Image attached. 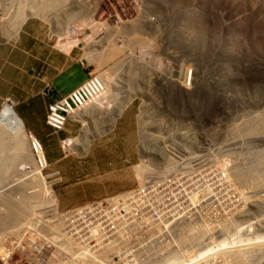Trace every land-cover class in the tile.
<instances>
[{"label":"rangeland","instance_id":"obj_1","mask_svg":"<svg viewBox=\"0 0 264 264\" xmlns=\"http://www.w3.org/2000/svg\"><path fill=\"white\" fill-rule=\"evenodd\" d=\"M52 1L0 0V47L20 2L74 30L106 87L52 161L27 140L5 165L0 264H264V0Z\"/></svg>","mask_w":264,"mask_h":264},{"label":"crops","instance_id":"obj_2","mask_svg":"<svg viewBox=\"0 0 264 264\" xmlns=\"http://www.w3.org/2000/svg\"><path fill=\"white\" fill-rule=\"evenodd\" d=\"M78 41L74 30L64 33L62 23L55 25L39 17H29L12 41L0 47V86L8 90L0 100L3 97L14 98L17 103L40 100L26 114H17L27 130L43 143L50 160L55 158L49 153L54 140L45 123L48 102L45 92L50 87L53 94L55 84L61 86L63 79L80 78L78 68L84 69L79 64ZM3 68L7 70L2 71Z\"/></svg>","mask_w":264,"mask_h":264},{"label":"bare ground","instance_id":"obj_3","mask_svg":"<svg viewBox=\"0 0 264 264\" xmlns=\"http://www.w3.org/2000/svg\"><path fill=\"white\" fill-rule=\"evenodd\" d=\"M52 2H55V1L53 0ZM31 10L33 14L35 15L40 14L41 12L39 9L38 10L31 9ZM28 12H29L28 10H23V8H21L20 2L18 4H15V6H12V8L10 9L8 8L5 11V15L9 16L11 19V20L9 19L10 21L8 22L9 23L8 25H10L9 28L11 29L12 26H14V28H17L18 25L23 24ZM91 103L85 106L83 110H85V108L88 107ZM16 104H17V101L14 98H9L0 107V178L7 175L8 170H5V165H7L9 169V167H14L16 162L19 159H22L25 162V152L23 151V148L25 146V143H27V140L28 142L30 141V143H27V144H29L30 151L34 154L36 165L41 168L44 165V163L46 164L43 151L42 149L39 148L37 140L34 138V136L31 133L27 132L22 119L16 113V110L14 108ZM67 141L66 143L68 144L70 140H67ZM64 144H65V141H64ZM17 209H14L13 211L15 210L20 211L19 209L18 210ZM16 216H19V215H16Z\"/></svg>","mask_w":264,"mask_h":264},{"label":"built area","instance_id":"obj_4","mask_svg":"<svg viewBox=\"0 0 264 264\" xmlns=\"http://www.w3.org/2000/svg\"><path fill=\"white\" fill-rule=\"evenodd\" d=\"M83 67L87 69V79L68 94L52 99L47 106L45 122L55 134L62 131L67 122L72 121L80 110L104 93L105 81L102 75L95 74L88 66ZM37 143L43 151L38 140ZM3 258L5 252L0 254V260Z\"/></svg>","mask_w":264,"mask_h":264},{"label":"clouds","instance_id":"obj_5","mask_svg":"<svg viewBox=\"0 0 264 264\" xmlns=\"http://www.w3.org/2000/svg\"><path fill=\"white\" fill-rule=\"evenodd\" d=\"M79 64H80L81 67L84 69V71L86 72V75H87V69H85V68L83 67L84 65H83L81 62H79ZM88 68H89V66H88ZM91 71H92V70H91ZM93 72H94V71H93ZM81 84H82V83H81ZM105 87H106V85H105ZM73 90H74V89H73ZM70 92H71V91H70ZM104 92H105V90H104ZM51 93H52V91H51L50 87H48L47 90H46V92H45V97H46V98H49V97H50L49 95H50ZM67 94H68V93H67ZM101 96H102V95H101ZM101 96H99V97H101ZM56 97H57V96H56ZM99 97H98V98H99ZM54 98H55V97H54ZM54 98H53V99H54ZM96 99H97V98H96ZM51 100H52V99H48L47 106H48V104H49V102H50ZM94 100H95V99H94ZM94 100H93V101H94ZM47 106H46V113H47ZM80 111H81V110H80ZM80 111H79V112H80ZM79 112L74 116L73 120L67 122V124H68V123H74V122H77V121H78L77 118H78V114H79ZM16 113H17V112H16ZM45 121H46V115H45ZM45 123H46V122H45ZM67 124H66V125H67ZM66 125H65V126H66ZM46 126H47V125H46ZM47 127H48V126H47ZM48 128H49V127H48ZM64 128H65V127H64ZM63 130H65V129H63ZM63 130H62V131H63ZM50 131L52 132L51 129H50ZM60 132H61V131H60ZM60 132H58L57 134H55V133H53V132H52V133H53V135H55V136L57 137L58 134H59ZM30 133H31V132H30ZM31 134H32V133H31ZM32 135H33V134H32ZM34 138H36L39 142H41L36 136H34ZM61 142L64 143V141H61ZM40 144H41V143H40ZM41 145H42V144H41ZM42 148H43V147H42ZM44 157H45V156H44ZM45 160H46V159H45Z\"/></svg>","mask_w":264,"mask_h":264},{"label":"trees","instance_id":"obj_6","mask_svg":"<svg viewBox=\"0 0 264 264\" xmlns=\"http://www.w3.org/2000/svg\"><path fill=\"white\" fill-rule=\"evenodd\" d=\"M257 62H258V61L256 60L255 63H256V64H259V63H257ZM260 66H261V65H259V67H260Z\"/></svg>","mask_w":264,"mask_h":264}]
</instances>
